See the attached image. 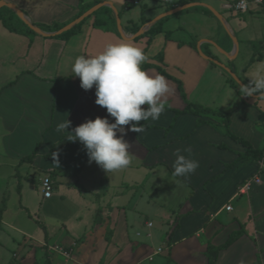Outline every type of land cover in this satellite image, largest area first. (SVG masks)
<instances>
[{
	"label": "crops",
	"instance_id": "crops-1",
	"mask_svg": "<svg viewBox=\"0 0 264 264\" xmlns=\"http://www.w3.org/2000/svg\"><path fill=\"white\" fill-rule=\"evenodd\" d=\"M0 1L13 4L41 31L38 33L29 26L33 33L10 31L0 19V166L7 160L9 175L19 174V171L28 173L31 168H41L51 175L52 196L45 199L42 195V199L48 201L54 196L58 210L60 207L63 214L65 210L63 221L68 217L76 219L72 229L83 238L67 264H100L103 260L105 264H136L150 255L156 261L158 249L144 235H149L154 227V217H162L169 211L162 205L160 208L151 203L143 209L144 182L139 172L145 167L159 168L162 172L164 168L174 171L177 154L198 161L199 167L187 177L175 175L190 190L175 212L182 215V225L171 239V261L174 264H208V238L215 237L211 244L219 246L232 232L241 230L237 240L218 252L214 264H264V183L253 182L246 193L241 196L237 193V188L252 175L256 162L242 163L238 159L237 152L244 148L222 134L221 118L201 116L200 119L207 122L197 126V116L179 114L175 117L172 110H182L186 106L177 80L189 102L207 107L202 99L204 95L216 102L215 94L210 92L213 74H217V68L229 70L225 63H221L217 51L232 59L236 50L234 41L229 49L219 50L221 48L213 37L218 17L201 5L192 6L198 7L196 10L188 8L161 17L169 11L168 7L155 3L130 5L126 0ZM226 1L230 7V1ZM186 2L208 3L220 14L219 20L229 33H233L221 15V8L215 4L206 0H181L177 4L180 6ZM97 5V9L80 20L84 13ZM8 11L12 10L0 7L1 14ZM246 13L257 15L254 11ZM191 17L197 21V27L188 24ZM69 23H74L72 27L80 23L79 31L68 39L55 38L54 35ZM154 24L160 26L161 32L149 38L145 32ZM236 29L240 31L241 28L236 25ZM220 37L226 40L223 31ZM263 41L264 38L259 44ZM121 42L141 48L148 56L144 63L160 67L169 76L160 73L156 67L143 69L150 76H164L169 92L161 100L165 110L158 120L141 121L143 132L127 131L124 136L130 145V164L107 173L95 162L89 163L87 151L80 142L67 140L70 131L88 120L107 117L110 123L114 122L107 110L95 103V87L83 90L79 77L74 76L71 69L77 57L98 55L109 43ZM209 74L211 77L207 83L205 77ZM226 83L234 89L229 79ZM229 88L218 108L229 113V130L254 148L263 149L264 135L256 130L255 125L257 122L264 125V95L243 96L237 89L239 95L234 98ZM67 120L69 129L57 131L58 125ZM147 152L152 153L153 160L148 161ZM88 173L91 176L81 181L86 185L85 190L91 186V200L81 209L73 188L77 184L83 186L79 176ZM158 187L151 186L156 191L149 193L148 204L158 196ZM18 189L19 186L15 188ZM55 190L59 191L56 195ZM239 197L247 203L245 215L253 224L251 231L245 228V222L239 221L241 213L231 204L232 199ZM21 199L22 196L19 202ZM227 205L231 206L230 210H226ZM224 211L233 214L221 219ZM175 213L161 219L162 229L167 227L164 221ZM85 214L88 221L81 226L80 218ZM145 217L149 218L150 226H144ZM220 221L227 223L222 225ZM64 226L61 223L58 236L70 241L69 230ZM216 226L219 231L215 234ZM189 227L196 235L187 233ZM200 235H204L205 240H200ZM162 252L168 253L167 250ZM57 259L58 262L64 261L59 254Z\"/></svg>",
	"mask_w": 264,
	"mask_h": 264
},
{
	"label": "rangeland",
	"instance_id": "rangeland-1",
	"mask_svg": "<svg viewBox=\"0 0 264 264\" xmlns=\"http://www.w3.org/2000/svg\"><path fill=\"white\" fill-rule=\"evenodd\" d=\"M174 1L178 3L181 2V0H173V2ZM206 1L221 8V15L227 20L229 27L233 30V33H229V29L218 19L215 29H213L214 31L216 30L213 37L216 40L217 46L221 48L219 50L223 48L229 49L231 44L233 46V38L236 40L235 55L232 59L222 56L220 51H217V55L222 61L221 63H225L230 72L217 68V74H213L214 81L213 85L211 84L210 92L215 94L216 102L213 103L212 100L207 96L205 97V95L202 98L206 101V103H204L205 106L218 110L221 105L222 97L229 88L226 83L227 79L232 78L236 82L235 87H233L234 89H229L233 91L235 95L234 98H237L239 95L237 89H240L241 85L249 84L250 77H253L257 71H264V59L258 57L260 55L258 52L260 47L259 42L264 38V15L260 14L261 12L259 11H256L257 15H251L249 13L240 14L230 9L229 3L226 0ZM182 3H185V1ZM191 9L196 10L198 8L193 9V7H191ZM188 24L193 27L198 26L197 21L192 17L188 18ZM236 25L240 26V31L236 29ZM222 31L226 40L220 37ZM213 49L215 50V48ZM5 68L6 65H4V69ZM210 75L211 74H209V76L206 75L205 77L207 83V80L211 77ZM206 82L204 84H206ZM259 123L260 122H257L255 125L256 128H259L256 130L264 135V125H258ZM145 155H149L148 161L153 160L152 153L149 154L147 152ZM253 166L252 175L237 188L239 196L247 191L241 192L244 184L250 183L251 186L253 182L264 183V161L256 162ZM8 169L9 165L7 160H5L0 166V264H46V258L50 260L51 264H67L68 261L73 258L72 256L83 238L78 237L77 231L74 228L72 229L74 223L77 222L76 219L68 217L63 221L62 218L65 215V210L63 209L64 214L61 213L60 207L58 210L55 201L56 198H54V196L48 201L42 199L41 180L43 176L50 177L51 175L47 174L41 168H31L28 173L19 171V174L9 175ZM83 171L87 172L86 170ZM139 175L143 178L142 180L144 182L145 199L143 201V209L145 210L151 203L155 205V207L159 206L161 208L160 205H162L164 208H168L169 213L166 212L162 217L158 216L153 218L152 222L154 223V227L150 229L149 235L146 234L150 236L149 238L143 234L147 241L155 249H158V255H155L156 261H154V257L150 255L148 257L144 256L143 261L136 264H174L170 258L169 248L171 246L173 234L182 225V215H177L175 212H177L183 204L185 200L184 196L188 195L190 188L187 189L184 182L181 183L179 179H176L174 171L171 168L170 170L164 168L162 172L159 168L152 170L145 167L142 172H139ZM88 176H91V173L79 176L81 178L79 182L84 184L81 180H85ZM97 184H99V182H97ZM56 185L58 188L59 184L56 183ZM17 186H19V189L16 191L15 188ZM83 186L77 184L73 188L74 194L78 200H76V202L80 204L79 208L81 209L84 208V205L90 203L91 200V186L88 191L85 190L86 185L84 184ZM151 186H159L158 188L160 190L157 191L159 192L158 196L151 199V202L148 204L146 199L149 197V193L156 191L151 188ZM58 192V190H55V195L58 194ZM19 196H22L21 202H19ZM242 199V197L232 199L231 204L236 206L237 211L241 213H239V221L245 222V228L251 231L253 230V224L245 215L248 207L247 203ZM22 205L26 207H22ZM171 212H174L176 215L164 221L167 227L166 229H162L161 219L168 218ZM232 214V212L224 211L221 215V219L230 218ZM80 220L81 226L83 223L85 225L88 221L87 215L85 214ZM148 222H150L149 218L145 217L144 226H147ZM61 223H64V228L66 227L69 230L70 241L60 239L58 236ZM220 223L223 225L227 222L220 221ZM217 227L218 226L213 230L215 234L219 231L216 229ZM16 228L20 231L16 230ZM167 230L168 232H166ZM21 231H23V233H21ZM193 232L194 229L189 227L187 233ZM194 234L196 235V233L192 235ZM214 238H208V248L217 247V245L211 244ZM200 240H205V236L200 235ZM160 244H162V246H160ZM166 250L168 253H160V251ZM58 254L61 255L65 262L62 260L58 262ZM100 264H105V261H101Z\"/></svg>",
	"mask_w": 264,
	"mask_h": 264
},
{
	"label": "clouds",
	"instance_id": "clouds-1",
	"mask_svg": "<svg viewBox=\"0 0 264 264\" xmlns=\"http://www.w3.org/2000/svg\"><path fill=\"white\" fill-rule=\"evenodd\" d=\"M147 59L141 48L121 42L109 43L98 55L79 56L72 65L80 87L85 91L95 87V103L105 108L114 122L110 123L107 117L88 120L70 131L67 140L80 142L87 151L89 163L95 162L107 173L121 170L131 162L130 145L124 140L127 131L143 132L139 122L156 121L165 110L161 100L169 92L168 82L164 76H150L142 69ZM240 90L243 96L264 95V71H257ZM69 127L67 120L58 125L57 131ZM173 167L174 175L187 177L199 163L177 154Z\"/></svg>",
	"mask_w": 264,
	"mask_h": 264
},
{
	"label": "trees",
	"instance_id": "trees-1",
	"mask_svg": "<svg viewBox=\"0 0 264 264\" xmlns=\"http://www.w3.org/2000/svg\"><path fill=\"white\" fill-rule=\"evenodd\" d=\"M178 5L179 4H177V2H176L175 5L169 6L168 9L169 10L173 9V8L177 7ZM194 8H198V7H193V9ZM189 9H191V8H189ZM206 11L209 12L208 10H206ZM165 18L166 17H164L163 19H165ZM0 19H1L2 23L4 24V26L10 31H14L17 33H23V34L33 33V31L26 24H24V22H22L19 18H17L15 16L14 12H12V11H8V12L2 13V14L0 13ZM163 19H161L160 21H163ZM79 28H80V23L73 26L70 30H66V31H64L58 35H54V37L59 38V39H68L71 35L77 33L79 31ZM159 32H161L160 26L157 24H154L145 32V34L147 36H149V38H150L154 34L159 33ZM141 67H142V69H145L148 67H156L160 73L167 76V74L158 66L151 65L148 63H143ZM167 77H169V76H167ZM177 83H178V89L181 93L182 98L184 99V101L186 103V106L182 110L172 109L175 113V117L178 116L179 114L195 115V116H197V121H196L197 126L205 124L207 122V121L201 120L200 119L201 116H211L213 118H215V117L221 118L220 122L222 123V127L220 128V130H221L222 134L225 136H228L232 140L240 143L244 148L243 151L237 152L238 159L241 160L242 163L264 161V149L254 148L245 139L234 135L229 130V116L230 115L228 112L222 111V110H215V109H212L209 107H204L198 103L189 102L186 99V96L184 94L181 82L177 80ZM229 83L231 86L236 85V82L232 78H229ZM173 121H174V119H173ZM169 128H170V126L167 129H169ZM219 146L222 148H225L224 145H219ZM241 234H242L241 230L234 231L229 235V237L226 239V241L223 244H221L215 248H208V250H207L208 264H214L218 252L222 249L227 248L231 243H233L235 240H237L241 236ZM45 263L51 264V262L48 258L45 259Z\"/></svg>",
	"mask_w": 264,
	"mask_h": 264
},
{
	"label": "built area",
	"instance_id": "built-area-1",
	"mask_svg": "<svg viewBox=\"0 0 264 264\" xmlns=\"http://www.w3.org/2000/svg\"><path fill=\"white\" fill-rule=\"evenodd\" d=\"M127 3L130 5H147L151 3H155L158 5H163L166 7L175 5V2L173 0H126ZM230 1V7L240 13H246L250 11H259L264 14V0H229ZM176 8V7H175ZM260 55L264 58V41L260 43L259 51ZM250 188V183L244 184L243 188L241 189V192H245ZM41 189H42V195L43 198L48 199L52 196L53 186L52 181L49 176H43L41 180ZM231 206L227 205L226 210H230ZM148 226L151 225V223H147Z\"/></svg>",
	"mask_w": 264,
	"mask_h": 264
},
{
	"label": "water",
	"instance_id": "water-1",
	"mask_svg": "<svg viewBox=\"0 0 264 264\" xmlns=\"http://www.w3.org/2000/svg\"><path fill=\"white\" fill-rule=\"evenodd\" d=\"M194 5H201V6H204V7H207L216 17H218L220 19V14L215 11L210 5L204 3V2H190V3H186L184 5H180L176 8H173L169 11H167L166 13H164L163 15H161V17L163 16H168V15H172V14H175L179 11H182L184 9H188ZM2 6H6L8 8H10L12 11H14L16 13V15L27 25L29 26L32 30L38 32V33H41V31L36 28L33 24H31L23 15V13L17 9L13 4H10V3H4V2H1L0 1V7ZM99 6H95L93 8H91L89 11H87L86 13H84L81 17H80V20L84 19L88 14L92 13L95 9H97ZM160 18V17H159ZM78 22V21H76ZM119 23V22H118ZM74 23H69L68 25H66L65 27L61 28L59 31H58V34L68 30L70 27H72ZM233 41L234 43L236 44V40L235 38H233ZM227 71H229L228 69H226ZM230 72V71H229Z\"/></svg>",
	"mask_w": 264,
	"mask_h": 264
}]
</instances>
